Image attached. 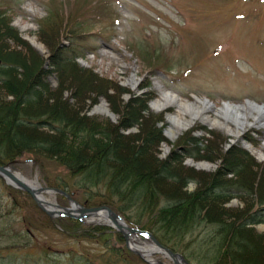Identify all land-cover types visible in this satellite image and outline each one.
<instances>
[{"label": "rangeland", "instance_id": "374dc122", "mask_svg": "<svg viewBox=\"0 0 264 264\" xmlns=\"http://www.w3.org/2000/svg\"><path fill=\"white\" fill-rule=\"evenodd\" d=\"M0 9L12 20L13 29L22 41V48L16 49L22 53L29 74L30 65L33 67L37 58L45 59L51 55L49 47L39 36L40 26L46 23L48 14L55 17L58 23L62 22L61 25L66 24L61 18L68 13L84 23L80 36L75 27L71 26L77 34L73 45L65 39H61V45L68 44L69 50L80 48L86 51L85 58L77 62L80 67L93 70L109 82L103 87L108 89L107 97L98 96L93 103L95 95L86 94L90 97L79 100L72 89L74 84H66L61 90L54 75L48 78L51 90L48 96L50 104H60V112L63 109L67 111L70 115L68 118L77 116L78 110L82 109L80 116L89 121L87 125L92 122L93 130L97 133L103 130L111 138L116 136L114 131L119 125L122 111L133 112L132 109L139 108L132 100L144 98V92L158 98L160 89L178 95L182 101L192 102V95L199 99L208 98L213 108L205 114L210 117H214L216 108L226 101L241 104L244 99H249L264 105V0H0ZM21 29H25V32H21ZM27 36L34 37L42 45L43 52L36 50ZM7 37L3 39V44L15 48V41ZM20 75L22 77L17 75V79L25 80L23 83L17 81L18 84L29 81L24 72ZM128 79L135 81L134 88H131ZM112 86L114 89L110 90ZM9 91L14 93V87L6 89L0 85V101L5 104L16 102V94L10 95ZM110 97L111 101L108 100ZM101 101L108 107L110 115L93 112V108ZM34 109L44 113L41 103ZM174 112L172 107L155 112L149 103L148 112L142 113V117L150 120V127L154 126L161 131V140L148 139L152 145L150 151L139 160L153 168L150 174L167 162L171 174L178 177L173 181L155 175L158 178L154 183L158 203L152 214L148 211L150 216L143 212L142 203L138 206L141 211L128 209L132 204L129 198L121 202L119 197L113 195L111 201L127 209L121 213V218L132 223L139 221L149 228L156 227L153 221L159 209L166 205L167 196L171 197L181 191L205 194L213 178L220 181L219 185L227 184L232 179L238 180L236 176L227 174H221L220 177L221 172L218 170L227 152L226 146L231 144L232 147L238 146L244 150L242 139L246 136L255 145V153L247 151L254 160L253 165H256L251 169L252 178L248 176L244 179L246 182L242 181L250 191L232 200H205L204 203L207 207L211 206L209 214L212 215V222L239 221L238 226L243 225L244 236L250 242L252 239L253 263L264 264V225L244 223L250 212H254L257 204L264 199V182L258 179L260 176L264 179V162L258 159V151L262 149L264 140V127L256 125L247 128L240 139L232 140L225 132L196 122L187 130L194 131L192 134L187 136L185 131L174 142H170L165 138V116L161 119L158 115ZM203 127L211 131V134L201 130ZM142 128L140 125L132 130L120 131L126 137L123 141L131 148L137 146L139 143L134 138L139 135L142 138ZM36 132L43 135L50 133L43 129ZM189 136L200 138L198 140L207 144L209 153L201 154L205 159L197 161L184 158L176 150V146L188 140ZM120 151L122 154H131ZM32 157L37 161L25 160ZM32 157L26 155L20 158L22 160L13 166L14 172L36 182L41 188L68 184L69 190L76 194L73 200L81 207H85L84 201L90 199L88 193H92L93 201L103 200L110 194L103 184L79 188V177L69 176L56 160L44 152L32 154ZM214 158L216 160H212ZM192 163H208L211 168L201 170ZM43 195L58 207L68 208L70 205L59 194ZM88 227L106 230L97 233ZM106 227L88 219H83L77 225L68 218H50L36 207L29 196L0 179V264H148L128 250L127 242L115 235V230ZM214 230L211 226L202 225L192 234L185 235L182 241H175V249L189 264H221L223 261L219 259V251L208 242ZM110 233L114 235L108 237ZM157 235L161 242L167 243L159 233ZM107 237L110 242L113 239L116 241L115 246L121 245L124 249L119 247L116 252L110 250V243L106 245L103 242ZM135 238L141 244L144 243L141 237ZM151 260L154 264H171L160 255H152ZM248 264L252 263L248 261Z\"/></svg>", "mask_w": 264, "mask_h": 264}, {"label": "trees", "instance_id": "16d2710c", "mask_svg": "<svg viewBox=\"0 0 264 264\" xmlns=\"http://www.w3.org/2000/svg\"><path fill=\"white\" fill-rule=\"evenodd\" d=\"M61 19L66 24L61 25L62 22L58 23L59 21L51 16L46 19V23L41 24L39 36L49 47L51 55L47 59L37 58V61L35 59L33 67L30 65L31 72L29 74V71L28 73L26 71L22 53L16 49L22 48V41L10 26V19L0 12V85L6 89L14 87L15 92L9 91L11 93L9 94L13 96L16 94L15 103L5 104L0 101V165L22 160L20 158H24L26 155L32 157V154L39 155L44 152L46 156L56 160L69 176L79 177L77 183L79 188L86 189L98 186V184L105 186L106 191L110 194L103 200L93 201L92 193H88L90 199L85 202L89 205L104 204L119 213H124V210H127L126 207L122 208L120 204L111 201L110 198L115 195L121 202L123 199L129 198L132 204L128 209L136 208L141 211L138 206L140 207L142 203L143 212L150 216L148 211L152 214L156 209L155 204L158 203V194L154 185L157 178L155 175L166 180L177 179L178 175L171 174L172 171L167 168V162L161 164L153 174H150L149 172L153 168L139 160L150 151L152 145L149 144L148 139L161 140V131L154 126L150 127V120L142 117V113L146 110L145 100L143 98L133 99L132 102L139 108L132 109L133 112L122 111L119 125L114 131L116 136L112 138L103 130H99L98 133L93 130L92 122L87 125L89 121L80 116L82 109L78 110L77 116L68 118L70 115L65 109L60 112V104L49 103L48 95L51 90L47 80L51 74H56L61 90L66 84L72 82L74 84L72 89L75 95L80 98L79 100L90 97L86 94H93V97L95 95L96 98L94 97L92 102L95 103L98 96L107 97L106 92L108 91L107 88H103L109 83L107 80L100 78L92 70L81 68L75 62V57L83 56V51L78 48L70 50L67 48L68 44L73 45V40L77 38L75 30L71 29V26L75 27L78 36H80L84 23L80 22L79 18H72L69 13ZM5 36H9L15 41V48L3 44ZM61 39H65L68 44L62 46ZM33 56L36 55L33 53ZM46 63H48L47 69H45ZM20 70L24 72V75H28L29 81L24 84L17 83V81L23 83L25 80V78L17 79L19 76L22 77L20 74L23 72L20 73ZM97 87L100 89H95ZM113 89L112 86L110 90ZM111 99V97L108 98L110 101ZM40 103L44 106V113L34 109ZM128 106L130 107V105ZM136 125L143 127L141 129L142 138L140 135L139 138L135 137L134 141L139 144L131 148L123 141L126 137L120 131ZM42 129L49 131V135L36 132ZM189 138L184 142L180 141L176 150H179L184 158L205 159V156L201 154L209 153L207 144H203L196 138L190 136ZM120 150L128 151L131 154H126L127 152L122 154ZM25 160L37 161L34 157ZM212 160H216V158ZM222 162L221 168L218 170L219 173L221 172L219 176L227 174L236 176L238 180L232 179L227 184L219 185L220 181L213 178L211 186L206 189L205 194L201 195L199 192L188 194L181 191L171 197L167 196L166 205L159 209L158 216L153 221L156 227L149 228L146 224L141 225L139 221H135L133 225L139 229L153 232L157 237V233H159L160 237L167 241L164 244L173 250H176L175 241H182L185 235L192 234L202 225L211 226L215 230L209 236L208 242L219 251V259L223 261L221 264H248V261L254 264L255 260L251 256L254 251V247L251 246L252 239L250 242L249 238L244 236L243 225L238 226L239 221L212 222L210 219L212 215L209 214L211 206H205L204 202L205 200L210 202L227 201L233 197H240V192H249L250 188L245 187L247 185L242 181L248 176L252 178L251 169L256 165H253V158L238 146L227 151ZM258 179L264 182L263 176ZM67 185L61 183L55 187L69 192ZM182 186L184 187V185ZM247 217L244 222L247 225L264 222V199ZM72 223L79 225L77 221ZM89 229L97 233L105 231L101 228L89 227ZM117 236L119 237V235ZM108 237L103 242L109 241ZM123 247L121 246L122 249ZM110 250L115 251L116 248L110 247ZM120 258L122 259V257Z\"/></svg>", "mask_w": 264, "mask_h": 264}, {"label": "bare ground", "instance_id": "6f19581e", "mask_svg": "<svg viewBox=\"0 0 264 264\" xmlns=\"http://www.w3.org/2000/svg\"><path fill=\"white\" fill-rule=\"evenodd\" d=\"M21 32H25V29H21ZM27 40L36 50L43 52L42 45L38 43L34 37L27 36ZM128 83L131 88L136 86L133 79H128ZM129 93L132 95L130 91ZM151 105L153 111L155 112H162L168 107L175 108L174 113L158 115L161 119L165 116V122L167 124V127L164 130L165 138L170 142H174L182 133L191 128L196 122H200L210 128L225 132L227 135L232 137V140L240 139L247 128L254 127L256 125L264 127V116L258 114L260 110L248 102L233 107L224 104L219 110H215L214 117H209L204 112L208 109L212 110L208 107V103L204 101L194 103L183 102L180 101V99H177L174 94L169 95L166 91L160 90L159 97L155 99ZM93 112L97 114L110 115V111L103 101L93 108ZM247 113L248 116L246 115ZM258 116L262 117V119H259ZM231 147V144L226 146L227 151H230L233 148ZM247 148L251 153H255V149L253 147L247 146ZM258 156L259 161L264 162V140L262 142V149L258 151ZM195 166L201 170H209L211 168V165L208 163H198L195 164ZM14 175L30 188L38 190L39 185L36 182L29 181L20 174L14 173ZM8 182L14 185L11 180ZM39 199L40 201L45 202L48 207L54 206L53 203L48 201L43 194L39 196ZM90 221L101 223L104 221V218L101 215H98L90 218ZM129 244L134 249L138 247V244L134 240L130 239ZM138 248L141 249V247Z\"/></svg>", "mask_w": 264, "mask_h": 264}, {"label": "water", "instance_id": "95a60500", "mask_svg": "<svg viewBox=\"0 0 264 264\" xmlns=\"http://www.w3.org/2000/svg\"><path fill=\"white\" fill-rule=\"evenodd\" d=\"M10 171H11V168L9 166H0V178L3 179L4 181H6V183H7V179L13 181L15 184L18 185L19 189L26 191L35 200V202L38 203V199L36 198V193L41 192L42 189L41 190L39 189L37 191H33L32 189H30V187H28L27 185L20 182L15 177V175L12 174ZM39 207L43 211H46L49 214L51 213L50 210L48 211L47 209H44L42 206H39ZM52 211L54 213L62 215V216H67V217H71V218H78V219H81L82 217H88V216L94 217L97 215H102L103 217H105L106 220H108L112 224V227H114L117 230H119L120 232H122V234L125 236L126 239H128L129 235L138 233V231L135 229H131L124 224H119L112 215L110 216V214H108V213H111V214H113V213L105 207H95V208H89V209L78 208L77 210H73V209L55 210L54 209ZM104 211H106L108 213H105ZM76 212H77V214H76ZM115 217L118 218L117 216H115ZM149 237L152 239V241L155 243V245H157L159 248H161L162 251L166 252L167 255L169 257H171L174 264H178L177 261L174 259L175 256L172 254L171 251L161 247L160 244L157 243L150 235H149Z\"/></svg>", "mask_w": 264, "mask_h": 264}]
</instances>
